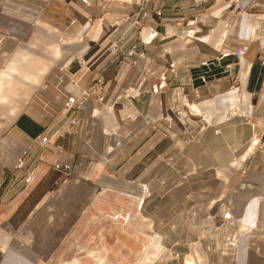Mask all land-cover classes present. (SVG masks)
<instances>
[{
  "label": "crops",
  "instance_id": "1",
  "mask_svg": "<svg viewBox=\"0 0 264 264\" xmlns=\"http://www.w3.org/2000/svg\"><path fill=\"white\" fill-rule=\"evenodd\" d=\"M239 3L0 0V264H264V0ZM141 8L163 12L142 41L112 26ZM100 77L65 134L66 99Z\"/></svg>",
  "mask_w": 264,
  "mask_h": 264
},
{
  "label": "built area",
  "instance_id": "2",
  "mask_svg": "<svg viewBox=\"0 0 264 264\" xmlns=\"http://www.w3.org/2000/svg\"><path fill=\"white\" fill-rule=\"evenodd\" d=\"M239 5L240 4H239L238 0H236L234 9L240 8ZM162 15H163L162 9L149 11L146 8H141L139 10V12L135 15H126L124 17L123 21L129 23L131 29H135L137 31L138 36H139V34L140 35L142 34V31L144 28L143 27V21L144 20H148V19H151L154 17H162ZM248 48H249L248 46H244L241 49L237 50L236 56L238 58L244 57L248 51ZM106 51L110 52V53H119L120 54L119 64H123L127 60L128 57L137 55L136 46L132 47V49L129 52L125 53L117 41L111 42L108 45V47H106ZM142 55H140V56L142 57ZM85 64H86V62L84 59L79 60V65L84 66ZM263 65H264V62H263ZM104 82H105V79L103 77H100L97 80V83L95 84L94 90H96V88L99 85L103 84ZM91 96H92L91 91L84 90L79 95H77L75 97H69V99L66 101V104H65L66 114H68V115L71 114V118L69 119L68 127L66 129L67 134H71L73 132V130L76 128V126L78 125V117L76 115L82 109L83 105L91 98ZM100 100H103V97H101ZM96 115H99V114L97 113ZM251 141H256V143H258L257 146L259 149L264 148V145L261 142L257 141L256 137H253ZM49 143H50V140H49L48 136H44L40 139H34L32 141V143L25 149L22 156L19 158L17 165H16V169L23 171L26 168L29 155H30V153L33 150L35 145H38L42 148H45L49 145ZM55 169L58 172L67 173L68 175H71L74 171L72 166H70V165L64 166L62 164H57L55 166ZM229 220H230V216L226 215V218L221 223L220 227L224 228L228 224Z\"/></svg>",
  "mask_w": 264,
  "mask_h": 264
},
{
  "label": "rangeland",
  "instance_id": "3",
  "mask_svg": "<svg viewBox=\"0 0 264 264\" xmlns=\"http://www.w3.org/2000/svg\"><path fill=\"white\" fill-rule=\"evenodd\" d=\"M235 1L236 0H232V6H233V8L231 9V12H232V14L233 15H237V14H241V13H245L246 12V9H244V8H242L241 7V5H239V7L240 8H238V9H234V7H235ZM238 2H239V0H238ZM240 4V3H239ZM203 5V4H202ZM135 15V14H134ZM124 19V18H123ZM123 19H122V21H117V22H115V23H113L112 24V26H117V25H119L121 22H123V23H126L127 25H128V28H130L131 29V27H130V24L129 23H127V22H125V21H123ZM145 21V20H144ZM143 21V22H144ZM143 27H144V24H143ZM144 31H145V27L143 28V31H142V34L140 35L139 34V36H138V34H137V37H139V40H143V35H144ZM197 33H199V30H193L192 32H189V35H192V36H194L195 34H197ZM108 46V45H107ZM244 47V46H243ZM242 48V47H241ZM240 48V49H241ZM132 49V48H131ZM130 49V50H131ZM130 50H128V51H124V49H123V51L125 52V53H127V52H129ZM239 50V49H238ZM248 50H249V48H248ZM237 52V51H236ZM236 52H235V54H236ZM248 52V51H247ZM140 55H142V54H138V56L140 57V58H144L145 57V55L143 56L142 55V57L140 56ZM246 55V54H245ZM243 58V57H242ZM240 59V58H239ZM85 60V59H84ZM79 61V60H78ZM86 62V61H85ZM263 62H264V59L263 60H261V65L264 67V65H263ZM96 84V83H95ZM95 84L93 85V87L91 88V89H87V90H89V91H91L92 92V96H91V98L93 97V96H96L99 100H100V98L101 97H103V100H104V95H103V92L102 91H100L99 90V88H100V86L101 85H103V84H101V85H99L97 88H96V90H94V87H95ZM84 90H86V89H84ZM84 90H80V92H79V94L82 92V91H84ZM100 93V94H99ZM78 94V95H79ZM90 98V99H91ZM69 99V97L66 99V101ZM89 99V100H90ZM103 100H100V101H103ZM66 101H65V103H64V110L66 109V107H65V104H66ZM84 106V105H83ZM186 109H187V111H188V113L187 114H185L184 116H188V115H191V116H194V115H199V118L200 119H202V115H201V113H199L200 111H198L197 109H195V106H194V104L193 103H186ZM81 111V110H80ZM65 113H66V111H65ZM68 115V114H67ZM77 116V115H76ZM78 126V125H77ZM77 126H76V128H77ZM67 127H68V124H67V126L65 127V134H67L66 133V129H67ZM76 128L73 130V132L71 133V134H73L74 132H75V130H76ZM71 134H67V135H71ZM254 137V136H253ZM252 137V138H253ZM251 138V139H252ZM251 139L248 141V144L249 145H252V144H256V145H258V143H256V141H251ZM50 140V139H49ZM50 144V143H49ZM42 148V147H41ZM258 148V146H256V149ZM34 149V148H33ZM22 156V155H21ZM30 156V155H29ZM29 159V158H28ZM18 160H19V158H18ZM18 160H17V162H18ZM17 162H16V165H17ZM27 163H28V161H27ZM16 165H15V168H16ZM63 165V164H62ZM65 166V165H64ZM71 166V165H70ZM73 167V166H72ZM54 169H55V167H54ZM73 169H74V167H73ZM17 170V169H16ZM56 170V169H55ZM1 171L3 172V169H0V174H1ZM17 171H20V170H17ZM57 171V170H56ZM58 172V171H57ZM59 173H61V172H59ZM73 173H74V171H73ZM73 173L71 174V175H68L67 173H61V174H63V175H65V176H67L68 178H70L72 175H73ZM244 174H246V170L245 169H243L241 172H240V174L239 175H241V176H243ZM183 178H186V176H184ZM161 186V185H160ZM222 198H220V200L218 201V203H219V205H220V207L221 208H223V213L222 214H220V216L218 217V220H219V224H218V229H219V231H222L224 228H221L220 227V225H221V223L224 221V219L226 218V215H228V216H230V220L232 219V215H231V213H229L228 211H226V207H225V203L221 200ZM234 218V217H233ZM229 220V221H230ZM238 222H241L240 220H237ZM23 235L25 234V233H22ZM5 254V250H0V257H3V255ZM89 257H91V258H93V259H95V260H98V258L100 257V255H101V251L100 250H90L89 251ZM167 256H168V259H169V261L171 262L170 264H196V262L194 261V259L192 258V255L190 254V253H186V256H185V259L183 260V263H179L178 261H179V254L173 249V248H171V249H168V251H167ZM63 264H65V263H63Z\"/></svg>",
  "mask_w": 264,
  "mask_h": 264
}]
</instances>
